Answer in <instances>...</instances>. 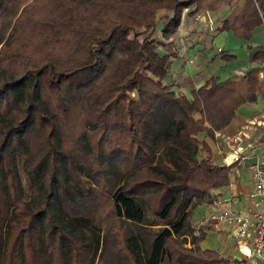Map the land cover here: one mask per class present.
Listing matches in <instances>:
<instances>
[{
  "label": "trees",
  "instance_id": "trees-1",
  "mask_svg": "<svg viewBox=\"0 0 264 264\" xmlns=\"http://www.w3.org/2000/svg\"><path fill=\"white\" fill-rule=\"evenodd\" d=\"M230 2L0 0V264H231L202 249L210 228L191 249L179 238L195 231L194 198L240 166L213 161L207 140L264 100V45L243 78L187 96L151 42L161 11L169 41L184 10ZM262 25L250 0L226 28L249 41Z\"/></svg>",
  "mask_w": 264,
  "mask_h": 264
},
{
  "label": "crops",
  "instance_id": "crops-1",
  "mask_svg": "<svg viewBox=\"0 0 264 264\" xmlns=\"http://www.w3.org/2000/svg\"><path fill=\"white\" fill-rule=\"evenodd\" d=\"M249 2L250 0H231L230 3L224 4L215 11H207L212 18V24L205 19H202L200 24H196L193 21V17H190L189 14L184 16L181 27L174 35L176 38L175 44H172L174 48L168 42L169 45L166 44L165 46L163 44V48L159 49L162 55H172V59L178 58L182 65L179 74L172 73L174 82L177 84L176 90L179 93L190 96L192 91L199 89L211 79H218L221 82L239 80L254 66L252 58L258 49L264 45V25L253 32V38L249 41L237 37L232 29L228 30V27L226 28V26L232 27L238 23L239 17L248 9ZM166 23L167 21L158 27L163 31ZM191 23L193 26H190ZM232 36L234 37L233 39L231 38ZM181 46L188 47L187 52L189 51L190 55L188 57L187 53L188 58H197V65L194 68L190 67L188 62L178 56ZM170 50L171 52H169ZM223 52L229 56H234L236 60L233 62L224 61L221 58V53ZM170 67L172 68V66H169V69ZM192 72H195V74H192ZM263 113L264 100L260 98L256 104L246 105L240 109L232 124L220 134H217L215 141L207 140L217 162L220 160L218 158L219 153L227 148V137H233L239 131H244L251 120ZM248 133L254 144V149L250 150V154L255 156L246 162L247 166L255 164L259 160L264 161V128H250ZM247 166L240 164L233 172L236 181L233 190L224 189L216 192L225 197L232 193L239 195L240 205L234 206L233 209L243 214H247L252 207L250 194L254 190L253 181L247 171ZM211 233L212 231L208 232L207 237ZM215 234V242L209 243L205 241L202 244L204 250H214L221 254L230 246H236L237 248V244L229 231ZM236 251L240 254L238 249Z\"/></svg>",
  "mask_w": 264,
  "mask_h": 264
},
{
  "label": "built area",
  "instance_id": "built-area-1",
  "mask_svg": "<svg viewBox=\"0 0 264 264\" xmlns=\"http://www.w3.org/2000/svg\"><path fill=\"white\" fill-rule=\"evenodd\" d=\"M253 2L260 12L264 25V6L261 5L260 0H253ZM186 13L188 10L183 12V17ZM193 19L196 22L205 19L208 23H213L209 12L198 14ZM174 41L175 37H171L169 43ZM179 56L189 65L196 66L197 59L187 57L185 46L180 48ZM262 127L264 128V113L251 120L244 131H239L233 137H227V152L219 153L220 160L218 162L221 161V165L228 167L238 162L247 166L246 162L255 156L250 154V150L254 149V144L248 131L250 128L259 129ZM247 171L254 186V190L250 194L252 202L250 211L243 214L233 209L234 206L240 205V198L237 194L232 193L227 197L216 198L217 194L213 193L210 199L203 202L200 207L202 210H198L196 235L200 236L201 230L208 228L214 232L229 231L245 261H250V264H264V161L259 160L255 164L247 166ZM234 177L235 174H232L229 190H233L236 185Z\"/></svg>",
  "mask_w": 264,
  "mask_h": 264
},
{
  "label": "rangeland",
  "instance_id": "rangeland-1",
  "mask_svg": "<svg viewBox=\"0 0 264 264\" xmlns=\"http://www.w3.org/2000/svg\"><path fill=\"white\" fill-rule=\"evenodd\" d=\"M186 11V10H185ZM185 11H184V13H185ZM186 14H189V12L188 13H186ZM184 15V14H183ZM171 16H173V13L172 12H168V11H161L159 14H158V21H159V26H162L164 23H165V21H167L168 20V17H171ZM184 18V17H183ZM193 21H194V19H193ZM192 21V22H193ZM196 24H200V22H196V21H194ZM202 22V21H201ZM182 23H183V19H182ZM190 26H193V24L191 23L190 24ZM181 27V26H180ZM194 28V27H193ZM148 35V34H147ZM147 35H144V36H141L139 39L141 40V41H143L146 37H147ZM174 37V36H173ZM132 39L134 38V35H132V37H131ZM232 39L234 38L233 36L231 37ZM151 42H154V43H159L160 45H158V50L160 49V48H163L162 47V45L164 44L165 46H166V44L167 45H169L168 44V42H170V39H169V41L168 40H165L164 38H163V32H162V30L159 28V27H157V29L155 30V33H154V36H153V38L151 39ZM175 42H176V38H175V41L173 42V44H175ZM172 47L174 48V45H172ZM181 48H183V47H181ZM187 50H188V47H187ZM160 52H161V50H160ZM169 52H171V50L169 51ZM180 52V51H179ZM178 53V52H177ZM188 53V57H190V55H189V51L187 52ZM178 56H179V53H178ZM195 59H197V58H195ZM173 64V65H172ZM196 65H197V63H195ZM169 66H172V68L170 67V70H171V73H175V74H179L180 73V71H181V67H182V65L180 64V61H179V59L178 58H176V59H171V62H170V65ZM190 67H192V68H194L195 66L194 65H189ZM192 74H195V72H192ZM176 78V77H175ZM177 79V78H176ZM177 85V84H176ZM176 91H178V90H176ZM132 96L134 97L135 95H133L132 94ZM227 148H225L224 149V151L223 152H227V150H226ZM226 150V151H225ZM213 152V151H212ZM213 161H215V158H214V153H213V159H212ZM218 164H221V161L220 162H218ZM21 174H22V178H23V184L25 185V187H26V190H27V199H29V191H28V181H27V178H26V176L23 174V172H22V170H21ZM84 180V182L86 183V186H87V188L88 189H93V188H96V186H95V184H93L91 181H90V179H88V178H85V179H83ZM205 200H207V198L206 199H204V201ZM201 201H203V200H201V199H195L194 198V200H193V206H195V205H198V209L197 210H195V214H194V223H195V231H194V233H193V236H189L187 239L185 238V237H182V238H179V241L181 242V245H182V247L183 248H185V249H191V248H193L194 247V238H199V236H197L196 235V225H197V221H198V216H199V212H198V210H202V209H199L202 205H201ZM198 213V214H197ZM151 218V217H150ZM152 219V218H151ZM163 226H155V227H149V228H151L152 230H158V229H160V228H162ZM209 232H211V230H209ZM215 233H217V232H214V231H212V233L204 240V241H202V243H201V247H202V244H204V242L206 241V242H209V243H211V242H215V237H216V234ZM205 247H207V246H205ZM202 249H203V247H202ZM236 249H238V248H236V246H230L229 248H227V250H225V252L224 253H219L220 254V257H222V258H228L229 260H230V262H231V264H236V262L237 261H245L244 259H243V257H242V255L241 254H239L237 251H236ZM245 264H250V261H245Z\"/></svg>",
  "mask_w": 264,
  "mask_h": 264
}]
</instances>
